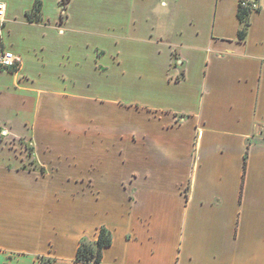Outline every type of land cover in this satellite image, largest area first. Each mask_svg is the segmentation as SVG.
I'll return each mask as SVG.
<instances>
[{"label": "crops", "instance_id": "0c3cea01", "mask_svg": "<svg viewBox=\"0 0 264 264\" xmlns=\"http://www.w3.org/2000/svg\"><path fill=\"white\" fill-rule=\"evenodd\" d=\"M0 2V49L20 59L0 69V123L42 129L48 147L57 112L96 129L66 183L84 194L76 219H42L40 185H63L0 158V264H82L76 232L95 226L112 239L99 264H264V0L243 39L239 0ZM122 98L139 109L125 146Z\"/></svg>", "mask_w": 264, "mask_h": 264}, {"label": "rangeland", "instance_id": "374dc122", "mask_svg": "<svg viewBox=\"0 0 264 264\" xmlns=\"http://www.w3.org/2000/svg\"><path fill=\"white\" fill-rule=\"evenodd\" d=\"M62 1L63 3L66 2V0ZM155 7L158 11L161 10V8H163V0H155ZM31 16L32 19H29V16L27 17L31 22L38 23L42 19V17L35 15V13ZM64 19L65 12L62 8L61 20ZM158 27H160V25ZM97 52L98 54L101 53L99 50H97ZM106 67L107 66L104 68ZM18 68L19 63L9 70L16 71ZM118 103V120L120 121L119 136L121 146H125L123 143H126L128 138L134 137V133L128 128L127 123L131 120L133 112H138L139 109H131L134 107L130 108L128 98L119 99ZM136 107H140L139 104H136ZM52 108L53 106H51L49 110H53ZM56 114L55 117H58V120L54 118L50 124L52 126L51 141L54 143L51 144L50 147L40 144L42 140H39L38 137H44L42 129H32L30 127L21 130L15 128L10 129L7 125L0 123V158L4 160L1 161V163L5 162L6 167L22 170L25 179H30L32 177L31 174L36 173L40 178V184H43L44 180L48 177L50 180L63 185V188L61 187L62 191L59 190L56 192H45L40 185L41 191L38 194L39 200L47 203L50 202L47 207L44 205L40 207V217L42 219L61 218L62 216H70L72 219H76L79 218V202L81 200V195L84 194L79 191L78 187L74 188L75 185H72V189L67 190L69 187L66 183H79L78 174L81 165L80 160L83 159L86 153L94 152L96 136V129L92 122L94 117L87 118L86 122L84 119L77 118L67 123L60 118L59 112ZM80 134H83L82 138H74L75 135L79 136ZM85 136L88 137V139L93 138L88 141V143L92 142L93 144H88L91 149L81 150L80 147H85V145H80V141H82V139L85 140ZM69 140L73 143L71 147L68 146ZM75 142L79 144L75 145ZM47 150H52V152L55 151L53 152L56 154L55 157L57 158L55 161L49 159L43 160L44 158H41L44 157L43 153L47 152ZM64 173L66 175H62ZM91 196L95 199L97 194L93 192ZM99 228V226H95L93 229H88L84 232L78 229L76 232L77 237L81 233H84V235L77 241V245H79L81 241L89 243L94 242ZM35 259L39 264H48L51 260V258L46 255H38Z\"/></svg>", "mask_w": 264, "mask_h": 264}, {"label": "trees", "instance_id": "16d2710c", "mask_svg": "<svg viewBox=\"0 0 264 264\" xmlns=\"http://www.w3.org/2000/svg\"><path fill=\"white\" fill-rule=\"evenodd\" d=\"M39 11V3L35 4L34 9L28 13L29 19H32V14ZM249 11L243 9L239 6L238 9V18L240 21V29L238 30V39H243L246 35V28L248 25L247 16ZM111 233L110 231L101 226L97 232V238L94 242L89 243L85 241H81L76 249L75 254V263H82V264H99L102 258V251L104 248L111 245Z\"/></svg>", "mask_w": 264, "mask_h": 264}, {"label": "built area", "instance_id": "2783aa9c", "mask_svg": "<svg viewBox=\"0 0 264 264\" xmlns=\"http://www.w3.org/2000/svg\"><path fill=\"white\" fill-rule=\"evenodd\" d=\"M239 6L249 12L257 10L259 6V0H239ZM4 16V4L0 2V22ZM20 62L19 57L12 51H6L0 49V69H10L16 66Z\"/></svg>", "mask_w": 264, "mask_h": 264}]
</instances>
